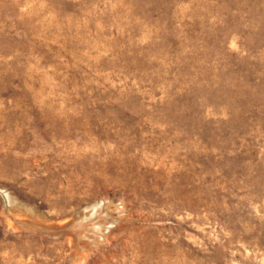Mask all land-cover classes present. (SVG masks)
<instances>
[{
    "label": "rangeland",
    "instance_id": "obj_1",
    "mask_svg": "<svg viewBox=\"0 0 264 264\" xmlns=\"http://www.w3.org/2000/svg\"><path fill=\"white\" fill-rule=\"evenodd\" d=\"M0 264H264V0H0Z\"/></svg>",
    "mask_w": 264,
    "mask_h": 264
}]
</instances>
